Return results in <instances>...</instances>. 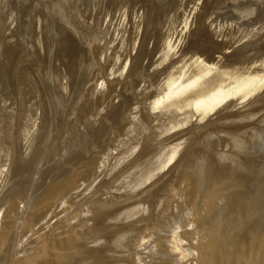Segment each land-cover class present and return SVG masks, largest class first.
Masks as SVG:
<instances>
[{"label":"bare ground","instance_id":"obj_1","mask_svg":"<svg viewBox=\"0 0 264 264\" xmlns=\"http://www.w3.org/2000/svg\"><path fill=\"white\" fill-rule=\"evenodd\" d=\"M83 2L87 7L85 0L84 1L83 0H21V2L20 0H0V12L8 11L11 8L15 9V11L13 10L12 12H10L11 10L8 11L10 13L8 15H10L9 17L13 18L14 22L19 23L18 33L16 35L18 39L16 41V44L13 45V43H11L12 38L8 37L7 34H4L5 31H6L5 33H7L10 30L8 28L3 29L5 28L6 25L4 24L6 23L0 21V57H1L0 66L2 65L1 62L5 58H9V60H11L13 64L12 66L11 63L6 62L8 65L10 64L12 67L5 65L3 68L4 70L2 71L0 70V74L1 72L3 73V75H1V77L3 78L1 79L2 82H4L3 79L6 81L8 79L7 81L8 84L6 85L7 86L13 85L12 87L11 86L10 87L12 88V90H14L13 92L14 94H12L10 93V91L12 92L11 88L10 87L6 88V90L10 89L9 91L10 94H8L5 89H4L5 92L3 91V89H0V93L3 91L8 95V97L6 96L7 98L5 96L0 95L1 102H2V97L6 99L9 98L11 99L15 95L14 96L15 98L13 97L14 100L12 99V102L15 103L14 104L12 103L13 104V105L11 104L12 106L10 105L11 108L9 109L5 108L8 105L7 101L0 103V131H1L0 132V168L3 165H7V166L10 165V168L8 169H11L9 173L7 172L8 170L6 167H2V170H4V172L0 170L2 171L0 172V174L1 173L4 174L7 172L10 176H12V178H9V176L7 175L8 176V177L6 176L7 179L5 177V180H3L2 187L4 188L0 187V189L1 188L3 189V190L1 189L2 191H0V264H259V263L261 264L262 263L261 261H263L262 264H264V161L262 164H258V161H261L264 158L263 157L264 152L261 153V150H258V148L256 149L254 148V146L248 144L244 139L245 133H243L244 131L246 132L249 131L248 127H246V125H248L247 120L249 119L250 120L252 119L251 123L249 122V124L252 125V123H254L253 125L255 126H252V128L255 131L258 128L261 129L263 127L262 125H264L263 123L261 124L260 121H257L261 117L259 119L255 118L257 115L255 114L256 113L255 111H254L255 112L254 118L253 117L251 118L252 115L247 113L249 111L250 113H252L253 109L254 108L256 109V107H253L255 104L250 105L252 111L247 106L249 111L246 110L245 113L247 114H245L244 111H242L243 109H240L237 103H232L231 107L227 111L221 112L217 115L215 119L209 120V124L212 126L207 124L208 121L205 122V124H203L204 122L200 120L196 124H191L187 130L178 133L176 135H173L171 137L165 138V141L163 139V142L162 139L161 140L158 139L161 141L160 145L159 143H155L157 141L159 134H161V136L160 135L159 136L160 138H162L165 134H169L172 130L178 129L184 126L185 124H188L192 119L193 114L185 113L182 115V119L179 120L175 118H165L164 119L165 123L158 124L156 123V120H154V118L148 111H146L145 109L144 110L141 109L140 111H143L142 113L138 112L139 114L137 113L136 116L134 115V117H132L133 119L130 117V119H132L131 121L134 120L132 122L133 126L129 128L131 130L128 129L131 132V134L129 133V131H126L127 129H125L126 123H124L125 126L120 124V123L123 124V122L121 121L122 119H120V122L118 121V123H116L118 125L115 124V126H113V129L114 130L123 129L120 130L122 131V133L125 129L124 133L128 132L130 134L129 135L127 133L128 140L127 138L126 139L122 138V140H124L125 143L127 144L130 143L131 140L129 139H131L132 137L134 138L136 137L135 135L137 133L136 132L137 128L138 129L141 128L142 133L143 132L147 133L148 129H150L152 126L153 128L150 129L149 133H152L153 136L150 137L152 134L146 135V133L145 134L143 133L145 137L146 136L148 137L150 135L149 136L150 138L146 137L147 139H145V141L148 139L151 140V141L148 140L150 142L146 141L148 143L146 144L148 146H146L144 145V140H142L144 135L141 136L142 133L140 134L139 141H143V142H138V145L143 143V146L141 145L139 146L142 148H144L145 146L146 147L145 149H143L142 152L138 151L137 152L138 155L137 154L134 155L135 158L137 156L136 159H134L133 157V159H131L133 161L128 160L130 161L129 162L130 167L132 166L131 168L128 166L129 169H127L128 163L126 165L125 162L127 160L122 161L125 162L124 164L127 168H123L125 166H123L122 163H121L122 166H120L119 164L121 161L118 162L117 160H116L118 162V164L116 163L117 165L114 162L113 163H114V168L115 167L118 168L120 166L119 167L120 169L119 170L117 169L118 171L115 170L116 168L113 169V166L112 168L109 167L112 170H114V172H116L113 174H116L115 177H117L118 180L120 179L118 178L120 175L117 176V173L121 171V168H123L122 172L123 170L125 171V169L128 170L125 172L134 176V182L126 183V180L124 182L123 179L122 184L120 185L122 177L119 180L120 182L117 180L119 183H116L115 177H114L115 179L109 176H108L109 179L106 178V176L109 175L108 174L109 171L108 168H106V166L107 164L108 166L111 164L113 165V163L108 162L106 166H102V165L105 162V160L106 162L110 160L109 157H106L107 155L108 156L111 155L110 157H112L111 153L115 150V148H113L114 150L112 149V151L110 148L113 146V143L117 144V140L120 139V141H118L120 143H118L117 146L119 144H122L120 137H123V135L122 134L121 136L119 135L121 133L119 132V130H118L119 134H116L117 133L116 130L115 131L113 130V132H115L114 140L116 139L115 140L116 142L112 141L111 139H109L111 140V142L108 141V138L106 137H109L110 133H112L111 127L114 123L108 122V117L106 118L107 122L105 121L106 119L105 120L101 119L103 120L102 122L105 121L104 123H107L108 127L109 124L111 126L109 128L111 132L109 131L106 132L107 130H105V133H103L104 130L102 129L104 128H101V122L100 123L96 122L97 118L92 117V115L93 113L96 115V113H98L97 111L99 110L101 114V112L104 111L103 108L105 107L103 104L105 102V99L108 98L107 96L111 98L112 95L116 93V89H120V88L114 86L115 82L112 81L111 84H108L110 88H108L109 87L108 86L107 89L109 90H105L107 93H104L105 91L103 90L100 91L98 90V92H96V90L93 91V89L95 88L94 86H96V84L94 83V79L98 75L96 77L94 76L99 73L98 70H101L100 67V69L94 71L95 68H97L98 63L100 62L99 61L100 59H98L99 56L97 57L98 61L96 59L99 50L97 49L98 47L95 46V43L97 40V36L99 38V36L103 34L105 30L103 32L100 31L101 34L97 36L95 35V37L93 36L96 33H100L99 32L100 27L99 29L96 28L97 30L96 29L94 30V31H98L96 33L95 32L93 33V30L90 31V29L92 28L94 29V27L92 28L89 27L87 25L88 23H86V18L83 17V15H85L86 17L87 12L86 14L83 13V15H81L82 9L84 8V10L85 9L87 10L88 8H85L84 6L80 11ZM143 2L146 5L148 4L147 6L153 7V3L155 1L153 2L152 0H143ZM157 2L158 1H156L155 3ZM87 3L88 5H90L89 2ZM104 3L105 5L104 4L103 5L105 7L107 6L108 3L109 8L110 6H112V4H113L112 7L114 8L115 4H117V0H108L105 1ZM8 5L10 7H8ZM6 7H8V10H6L7 9ZM92 10L90 9V11ZM102 11H104V9ZM55 13L63 14V18L61 20L60 19L55 20V16H56ZM92 14L94 13L92 12ZM105 14L107 16V13L104 12V15ZM158 17L159 16H155L153 18L149 17V19H143L144 20L143 24L145 26V32L144 33L142 32L143 33L142 36L144 35L143 39L144 38L146 39V37L151 36V34L154 35L152 31L154 30L156 31V29H159V32L161 31L160 29H162L161 28L162 26L158 24L161 23L159 22L160 20ZM51 20H52V25L50 24ZM200 20H204L203 17L202 19L200 17ZM204 21H202L203 23L198 24L200 29H201L200 25L203 26L204 28H206L204 25L206 26L208 25L206 23L207 21L206 22ZM36 23H39L41 25L40 26L41 29H39V33L35 45L33 46V48L30 49L24 46L23 44L28 43L31 40L28 34H32L36 31ZM98 25L99 24L97 23V26ZM156 25L160 27L156 28ZM87 27H89L90 29H88ZM143 28L140 30H144ZM138 29L139 28H137V30ZM200 29H198L199 32H201L200 34L198 33L199 35L196 34L198 30L196 31V33H194L195 36L198 35L196 38H194L195 37L194 34L192 35L194 37L190 36L189 38L190 40L191 37L194 38L193 39L194 41L192 40L193 43L190 40H188V42L190 41L189 43L193 44V45L190 44L191 47L193 46L192 48H194L195 45H200V46L207 45L208 47L210 43L209 42L210 39L211 41H213L212 38L214 37H212V35H209L210 34L209 31H211L209 27L207 28L208 32L207 31L204 32L202 30L200 31ZM4 35L7 37L6 40L10 38L9 39L11 40L9 41L10 44H7L6 40L4 41L5 39ZM10 35L12 36V34ZM52 35L55 37L57 42V45L55 46L53 52L57 54L54 55L55 56L58 55L60 57L62 56V58L64 59L62 60L61 58V61L63 62L64 60H66L67 62L68 59L70 61V62L68 61L70 65L67 64L68 77L65 76L67 75L65 73V75L62 76V78L65 79L67 77L72 79L71 81L70 79L68 81V79L66 78L67 84H65V82L64 84L65 86L67 85L68 88L72 86L70 87L71 89L70 88L69 89L72 93L73 96L72 98H74V100L72 99L73 100L72 101L71 97L70 100L72 102H75L74 107L78 105L74 110H73L74 107L71 109L73 111L70 110V106L72 105V102L70 103L71 105L68 104L69 94L66 95L68 98L66 96L64 97V93L66 94V92H69L68 91L69 89L66 90L65 89L66 87L64 88V85H62L63 80L61 81L62 79L61 76L59 75L57 69L56 68L54 69V67H58L57 65L60 64L61 61L56 65H53L54 67H52V70L48 72L45 70V64L48 61H50L52 58L51 56L48 55V53H46L45 56L44 55L45 52L42 54L43 58L41 57L42 56L41 47L43 46L45 47V45L48 44V39ZM87 35L89 36V39H86ZM42 36L45 37L42 39L41 38ZM162 36L164 35L162 34L159 37L162 38ZM209 36H211L210 39ZM261 37H259V41L261 40L260 39ZM262 38H264V36ZM195 39H198V41H196ZM146 40H144V43L142 44L139 42L140 45L137 43L138 47L142 45L140 50H138L139 48L137 47H136L137 50L136 49L133 50L132 49L133 47L131 46V51L133 50V52L134 51L139 52V54H136V56L137 55L138 56L135 57L136 63L133 64L134 66L132 67V72L134 71L136 75H134V73L132 74V72L130 73L134 75L135 78H137V76L141 74V71L139 70L140 71L139 72L138 69L141 68L140 66L142 64L139 65V63L142 62L143 59H146L144 58L146 57V55L147 58L151 56V54L150 55L146 54L151 52L150 49L145 48L146 42H148ZM162 41H160L161 44ZM195 41L198 42L199 44L197 43L195 44L194 43ZM133 43L131 45L135 46L136 43L135 44ZM211 43L209 45L210 48L214 46L216 47L217 43L215 44L213 42L214 46H212L213 44ZM260 43L262 44V41ZM263 43H264V39H263ZM156 44H158V40ZM219 44L217 46H219ZM157 47L160 49L159 45H157ZM186 48L189 47L186 46ZM196 48H198V46H196ZM210 48H208L209 52L207 51L208 49H205L206 53H209L208 56H210L211 54ZM146 50L147 51L150 50V51L147 52ZM6 55L7 57H5ZM134 55L135 54H133V56ZM133 56L131 57L132 61L134 60ZM93 58L98 62L96 63L94 60L96 66L93 64ZM237 58L239 59L240 57H236L237 62L235 61L237 63L236 65H239L241 61H239L238 64ZM57 60L60 59L58 58ZM110 60L108 62H110ZM233 62L234 61L232 62L230 61L229 63L231 64ZM130 64L132 65V63ZM232 65L236 66L234 64ZM143 66L144 64L142 65V71H143ZM7 67H10V69L8 68L9 71L7 70ZM60 67L63 66L60 65ZM1 68L2 67H0V69ZM4 71H7V73L6 72L4 73ZM93 72L96 73L94 74ZM137 73L139 74L137 75ZM150 73L149 75L152 74ZM4 74H6V76L8 77L7 79L4 78L5 76ZM9 78L12 83L9 82L10 81ZM69 82H71L70 86L68 85ZM4 83H1V85ZM136 83L137 82H135L134 79L133 80L131 79V81H129V88L131 87L130 88L131 90L130 89L129 90L132 91L131 92L132 96L127 95L130 94L129 90H128L129 92L127 91L125 92L122 90L123 93L125 94V95L123 94V97L122 94H120L121 90L119 91L118 93L120 95L119 97H122L123 100V101L121 100L122 101L121 103L124 105L118 103V105L116 104V107L115 104L114 106L113 104L110 106L111 107L113 106V109L114 108L116 109L118 107V110L121 105L125 110L127 106L128 108L129 105L131 107L132 102L136 99L135 98L136 94L133 91L134 90L133 86ZM4 85H2V87H4ZM125 87L126 85L124 86V88ZM46 88L50 90L51 93L53 94V96L51 94L50 96L53 97L54 101L50 100L51 101L50 102L49 99L51 97L47 99L48 97L46 98V96H44V95H48L49 93L48 90H45ZM46 91L48 93H46ZM93 92L95 94L94 99H93ZM99 92H103V94H101L98 97L97 94H100ZM38 94L40 96H42L43 94L42 98H40ZM37 96H39L38 98L42 100L40 101L41 104L44 100L43 98H46L45 100H48L47 102L51 103L50 106L52 105L53 102V105L51 106L52 109L53 107L55 108L54 114H50L51 112L49 114L45 113L48 109H51L49 105H47L48 106L47 110L46 109L43 110L42 113L45 114L42 115V118L44 117V119L42 123H40L41 126L33 122L36 121V119L30 120L35 116V113L31 114V108L33 109V107L35 108L37 106L35 104V100H39ZM66 98L68 100L67 104H66L67 102ZM64 99L66 100V102H64L65 101ZM45 100L44 102L46 104ZM262 100H264V98ZM259 101L257 104L258 105L261 104L262 105L261 108H262L264 103L262 104ZM129 102H131V104L128 105L127 103ZM1 104H3L2 106L5 107L2 108ZM102 105L103 108H101ZM64 106H66V108H63ZM110 106L109 105L106 106L108 109L107 108L105 109L110 110L109 108ZM38 107H42V105ZM4 108L6 110H4ZM42 108H46V105ZM243 108H245V105ZM36 109L38 108L36 107ZM36 109H33L32 112L34 111L37 112ZM107 110H105V112ZM49 111L50 110H48L47 112ZM115 111H117V109ZM124 111L120 110L119 112H124ZM241 111L244 114L243 113L242 115L240 114L241 117L238 120L236 114H238V112ZM40 112L41 111L39 110V112L37 113L41 114ZM119 112L114 113L113 110V114L112 111L110 113L107 112L106 113L108 114V116L109 115L111 116V117L109 116V118H113L114 114ZM106 113H102V114L107 115ZM59 114L61 116L60 118L63 117L66 119V123H68V127H69L68 129L69 131L72 132V133L70 132L71 135L69 134L68 136V135H64V132L62 133V131H64L62 129L66 130V128L63 126H62L63 128H61V132H58V130L56 129L57 121H61L59 120V118L58 120L56 119V117H58L57 115ZM100 114L98 119L101 118ZM105 115H102V118H104ZM39 116L41 118V115H38V120L40 119ZM122 117H124L123 114H120V118ZM128 117L129 116H127V120L125 119L126 118L125 117L123 121L128 122L129 120ZM92 118H96L93 119L95 120L94 122H96L95 124L97 123L100 124V126L97 124L98 128L100 129L97 132L103 131L101 133L103 135H100L101 137L98 136L99 133L97 137L96 136L92 137L90 135L92 131L90 132L89 129L95 126L93 125L94 124L93 121L92 124L90 123L92 127L88 125L89 122H91ZM231 118H236L233 120L234 124H231L234 126L230 125V123L232 122ZM226 119L227 121L229 119L231 120V122H228L229 126L226 123H222L224 122L222 120H226ZM111 120L113 121L115 120V118ZM235 120L238 121L244 120L242 122L243 124L239 123V125H243L247 129L243 130L244 128L243 126L240 127L242 129H239V125H237L238 121L236 122ZM30 121L31 123L29 127L28 125ZM210 121H212L213 124ZM234 121L237 124H235ZM245 121L247 124L244 123ZM37 122L39 123L40 120ZM255 122L257 123L259 122V123L257 124ZM215 123L216 124L218 123L219 125H216ZM31 124L35 125V126L33 125L35 129H36V124L37 126L39 125L38 129H40L39 131H41L40 132L41 135H43L44 133H45L44 135H46V132L48 133L50 130H53L51 131V134L50 133L47 134V140H50L52 138V134L53 136L55 135L54 129H56L57 130L56 133H59L58 135L57 134L56 135L58 136V138L60 137L59 138L60 144L61 141H66L68 140L69 137L70 139L71 138L75 139L77 135L76 132L79 130L80 132H78V136L81 137V135L87 134L88 132L84 133L87 130L85 131V128H83L84 127L83 125L87 124L86 129L90 127L88 129L90 133H88L87 136L90 135V138H92V140L85 136L87 138V141L82 142V140L83 139L85 140L86 138L81 137L83 139L78 140L79 138L77 136V140L81 141V143L78 146L79 144L78 142V144L75 146L77 141L75 143V140L73 142V140L71 139L70 144H72V142L75 143L73 144L75 147L72 146L73 148H75L73 150L67 148L66 143L63 144L64 142L62 143L63 145L61 144L62 146L57 142L58 148H56L55 145L54 146L55 149L52 150V148L54 147L50 148L48 146L49 141L46 140L47 142L46 146L51 149L49 150L51 152L46 151L47 153H45V150L49 149V148L47 149V147L45 146L46 149L43 148L44 149L43 153H45L44 154L45 157L47 155V157H52V159H54L55 158L54 156H60L63 157L61 158L62 160L64 158L66 159V161L63 162L60 158H58L61 160V162L59 161L56 163V165L54 164V167L50 168L49 166V169H51V170L48 169L49 173H51L50 175L46 171H42V172L38 171L39 167L42 168L44 166H48L49 164H52L53 166V163H48L47 161H44V166H43V161H42L40 162L42 165L39 166L40 163L38 161L39 165L38 164L36 165L35 156L38 153V151L37 153H35L36 151L34 152L32 151V149L36 150L37 148L43 145L39 143H43L42 138L44 136L41 138L42 142L38 141L39 142L38 143L37 140H35L37 139V136L33 132L36 130L31 128ZM220 124L222 127L220 126ZM79 125L80 128L78 127ZM224 125H227V127L226 126L224 127ZM256 125H258V128L256 127ZM81 126L83 129H81ZM121 126L123 127L121 128ZM137 126H139L140 128ZM217 126L218 127L220 126L219 129L221 128L222 129L221 130L217 129L218 131L216 132L214 129L213 131L212 128L213 127L218 128ZM108 127L105 128L107 129ZM29 128L34 133V135L32 134V132L30 133L31 137L32 135L36 136V138L34 137L31 138V142H29L30 141ZM77 128L79 130H77ZM94 128L95 127H93L92 130H94ZM133 128H135L134 130L135 132L133 131ZM253 129L250 128V131L252 130L251 132H254ZM95 130H97V128H95ZM151 130L155 132L153 133L151 132ZM39 131H36V133L38 134ZM82 131L83 134L80 135ZM220 131L225 135H222ZM95 132L94 134L96 135L97 133ZM132 132H134V134H132ZM210 132H212V134H210ZM40 133L38 134L39 136ZM60 133H62V136L63 135L65 136V137L63 136V138H66V140L64 139L62 140ZM215 133L216 134L221 133L222 136L221 135L219 136L217 134V138L219 136V138L222 137L221 139L226 141L224 146L223 141L220 139V141H222L220 142V145L221 146L223 145L222 147H226V144H228V142L229 144H231L232 148L229 146V150L230 152L233 151L232 153L230 152H229L230 154H227L228 152L226 153V149H228V147L224 149L221 148L220 146L221 150L223 149L222 151L225 150V152H222L220 149H219L220 151L217 150L219 148L218 147L219 140L217 141V139L216 141L218 143L217 142L215 143V141L213 142V145L215 144L216 146L209 145L212 143L211 140L213 141V139H215L213 138V135ZM188 134H190V136H193L192 138L190 137L191 138L189 139L190 141H188V139L186 140L185 138L188 136ZM111 136L109 138H111ZM116 136H118L119 138L118 137L115 138ZM125 136L126 134H124V137ZM94 137L96 138L94 139ZM209 137H212L213 139ZM104 138L107 139L105 141L107 144V145L105 144L106 148H104L105 145L102 142L103 140H105ZM204 138L205 139L208 138V139L203 140ZM28 139H29L28 141L29 144L26 145L27 142L26 140ZM153 139L156 141H154ZM38 140H40V137ZM52 140L50 141L52 142ZM125 140H127V142ZM181 140L184 141V143H180L182 142ZM202 140L207 143L209 140L210 141L208 145H204L205 143ZM54 141L55 140H53V142ZM107 141L112 144L110 147H107L110 144V143L108 144ZM36 142L39 145V147L37 146V148H35L37 145ZM101 143L104 145V147L103 145L102 146L100 145ZM197 143L199 144V146ZM202 143L205 147L208 146V149L212 147H213V151L216 149L217 150V151L215 150L216 153L214 154L215 151L212 152V149H210L211 151L210 150L208 151L207 148H206L207 151L201 150L200 147L202 148L203 146H200V144ZM54 144L55 143H53V145ZM67 144L69 147H71L69 141L67 142ZM115 144L113 147H116ZM156 144L158 145L156 146ZM59 145L61 146V149L63 148V151H65L64 149H66L67 152L68 151L67 149H69L70 153L67 152L68 154L66 153L63 154L62 156L55 155L58 154L57 153L58 149L59 152L61 151ZM27 146H29L31 150H29ZM98 147H100L98 150H100L101 147H103L105 150L109 148L110 149L109 152H111V153H107L108 150L104 151L102 150L103 148L99 151L100 155L101 154L105 155V153L107 154L105 156L106 159L101 156H100L101 158L99 157V161L100 159L101 160L105 159L104 162L101 161L102 165L99 166V168L103 167L107 169V170L104 169L105 171H107L106 176L104 177L101 175L102 177H104V180L102 177L99 178L100 174H103L102 172L99 173L103 168L98 169L97 167L98 164H101L97 160L98 150L96 148ZM119 147L120 148L123 147V144L121 146L119 145ZM130 148L131 150L134 151L133 147ZM252 148L253 150H256V152L258 151L257 155H259L260 153H261L260 155H262L258 157L257 162L256 161L254 162L250 158ZM248 150L250 151L249 153L250 155L247 154ZM95 151L97 155L95 154L92 155V153ZM101 151H103V153ZM40 152L41 150H39V153ZM32 153H34L35 156H33ZM43 153L41 155H43ZM252 154L254 155L255 153ZM66 155H69L70 158L69 156H67L68 158H66ZM257 155H255V157L254 156L252 157L257 158ZM32 156L33 158H31ZM40 156L38 157V159L40 158L39 160L41 161L44 156H41L42 158ZM93 156H96V158ZM51 161L49 160V162ZM45 163H47V165H45ZM36 166L38 168H36L35 170L34 168ZM4 168H6L7 170L6 172ZM129 170L131 172H129ZM105 171H103L104 175L106 173ZM111 172L113 171H110V174ZM125 172H123V174H125ZM46 173L48 175V180L46 179L47 175L46 176L44 175ZM113 174L111 176H114ZM37 176H39V180ZM94 176L97 178L96 180L101 179L100 180L101 182L99 181L100 184L99 183L98 184L100 186L101 183H103V185H101L103 186V188L101 186H100L101 189L97 188L98 184L96 182L97 185H95ZM2 177H0L1 178L0 181H2ZM92 177L94 180L92 179ZM105 178L108 181L107 180L105 181ZM93 181H94V186L92 187L93 188L95 187L98 190L93 191V193L91 192L92 194L89 193L90 194L89 195L87 188L88 185L90 184L89 182H91L93 185ZM109 182H114L115 184H119L120 186L116 185V187L118 186V190H120L119 187L121 188V186H124L122 187L123 189L121 188L122 192L119 191L121 194L117 192L118 190H116V187H114L115 184L113 186V184ZM108 184L110 185V190L108 188L109 187ZM129 184L130 185L132 184L133 187H130ZM127 185H129V187ZM90 186L91 184L89 185V187ZM111 186L114 188L113 190ZM129 188L133 191V193H130L131 190L128 192ZM91 189L92 188H90L89 190L92 191ZM111 190L113 192L115 190L116 195L114 193H111L112 192ZM124 191L126 193H123ZM260 222H262L261 223L262 226L259 225ZM255 226L257 227L259 226V227L257 228ZM145 250L149 251L151 257L150 255L148 256V254L147 256L146 254H144ZM139 251L145 255L144 257H146L147 260L146 258H143V256H141V258L143 259L139 257L141 254ZM138 252L140 253L139 256H138Z\"/></svg>","mask_w":264,"mask_h":264},{"label":"rangeland","instance_id":"obj_2","mask_svg":"<svg viewBox=\"0 0 264 264\" xmlns=\"http://www.w3.org/2000/svg\"><path fill=\"white\" fill-rule=\"evenodd\" d=\"M105 1H108V0H105ZM105 1L97 0V3L99 5L98 6L97 3H96V0H91V1L90 0H88V1L85 0V3L87 4V7H86V5L83 2V5L80 8V11H81V9L84 6H85V8H88L87 10L85 9L86 11L83 8L82 11H81L82 12L81 15H83V13L86 14V12H87L86 17H85V15H83V17L86 18V23H88L87 25L89 27H91V28L94 27V29L93 28L90 29L89 27H87L88 29H90V31L93 30V33L94 32L96 33L98 31H94V30L96 28L99 29V27H100L99 32L100 31L103 32L105 30V32L103 33L105 35L101 34V32L100 33H96V34L93 35L94 37H95V35L97 36L99 34L103 35V36L100 35L99 38L97 36V40H96V43H95V46L98 47L97 49L99 50V52L96 51V52H98V55L97 56L95 55L97 53H95L94 55L96 56V59L99 56L98 59H100L99 60L100 62L98 63L97 62L98 59L96 61L93 58V64L96 66V63H98L97 68H95L94 71L100 69V67H101V70H98L99 73L97 72L98 74H96L94 76V77H96L98 75L94 79V83L96 84V86H94L95 88L93 87L94 88L93 91L96 90V92H98V90L99 91L100 90H103V91L109 90V89H107V87L109 86L108 84H111L112 81L115 82L114 83V86H117L120 89H116V93L113 94L111 98L109 96H107L108 98H106V99H109V100H106L105 99V102L106 101L107 102L106 103L104 102L103 105H104L105 108H107L106 106H108V105L110 106L112 104L114 106V104H115V107H116V104L118 105V103H121L123 101L122 100V97H123V94H124L123 91L129 92L131 90L130 89L131 87L129 88V81H131V79L132 80L134 79V81L137 82L133 86L134 87V90L133 91L136 94V97H135L136 99L132 102L131 107L129 105V104H131V102L127 103L129 105V108H128L127 104H126V106L128 108V109L126 108V110L122 107V105H124L122 103H121L122 105L120 104L121 106L119 105L120 106L119 110H118V107L116 108L117 111H115L116 110L115 108L113 109V106L112 107L110 106L109 108L112 111V114H113V110H114V113L115 112H119L120 110L121 111H124L125 110L124 112L116 113L117 116H116V114H114V117L113 118H109L110 115L108 116L107 113H110L111 111L110 110H107L108 108L107 109L103 108V105H102L101 108H103L104 111L101 110L102 111L101 114L107 112L106 113L107 115L102 114V115H105L106 117L104 116V118H102V115L99 112L100 110L97 111L98 113H96V115L93 113L94 116L92 115V117H96L97 118V121L96 122H99V123L101 122V128H104V129H102V130H104V132L103 131L97 132L98 130H100L98 128V125L100 126V124L99 123H97L98 125L95 124L96 122H94L95 120H93V119H96V118H92L91 122H89V124L87 122V124L92 127V125H90V123L92 124V121H93L94 122L93 125H95L93 127L97 128V130H95V128H94V130L96 132L94 130H92L93 127L91 129H89L90 127L88 126L89 127L88 128L89 131L90 132L92 131L90 133L88 131V129H86L87 124L86 125L81 124V125L84 126L83 128H85V131L87 130L84 133H87L88 132V133H90V135L92 137L93 136H96L97 137V135L99 133L98 136L101 137L100 135H103L101 133L102 132L105 133V130H107L106 132H108V131L111 132L112 131V133H110V136L112 135L111 138H109L110 136L109 137H106V138H108V141H110V142H111V140L114 141V142H116L115 141L116 139L114 140L115 132H113V130H114L113 129V126H115V124L118 123V121L120 122V119H122L121 121L123 122V124L122 123H120V124L123 125V126L126 125L125 126L126 127L125 129H127L126 131L131 130L129 128H131V126H133V123L132 122L134 121V120L131 121L133 119L132 117H134V115L136 116L138 112L142 113L143 111H140L141 109L142 110L145 109L146 111H148L152 115V117L154 118V120H156V123H158V124L159 123H162V124L165 123V121H164L165 118H175V119H178L179 120V119H182V115L185 114V113L193 114V117H192V119L190 120V122L188 124H185L184 126L178 128V129L172 130L169 134H165L162 138H160L161 134H159L160 136L158 135V138H157V141L158 142L153 139L154 141H156L155 143H159V145L161 144V141H160L161 139H162V142H163V139L165 141V138L171 137L173 135H176L178 133H181V132L187 130L190 127L191 124H196L200 120H202L204 122L203 124H205V122L208 121L207 124L210 125L209 124V120L215 119L219 113L224 112V111H227L231 107V104L232 103H237L239 105L240 109H243L242 111H244V113H245L246 110L249 111L248 108L251 107L250 105H254L255 104L253 107H256L257 111L254 108L255 110L253 109V112H252L253 114L250 113V111L247 112V113L250 114V115H252L251 118L252 117L254 118L255 114H257L255 118L259 119L261 117L260 119H262V120L264 119V108H263L264 105L261 108L262 105L259 104L260 105L259 106L257 104L260 99L262 100L264 98V48H263L264 47L263 46V44H264L263 43V39L264 38H262L264 36L263 35L264 34V32H263L264 31V0H152L153 2L154 1L155 2L158 1L157 2L158 4L154 2L155 3V5H154V3H153V7H149V6H147L148 4L147 5L144 4L143 0H117V4L120 6L119 7L117 4H115L114 8L117 7L118 8V9L116 8L117 10L112 7L113 4H112V6H110V8L112 7L110 9L109 6H108L109 5L108 4L109 2L107 3V6L105 7L104 6L105 5V3H104ZM20 2H21V0H20ZM87 2H89V4L92 5V6L88 5ZM156 6H157L158 9L156 8ZM8 7H10V6L8 5ZM8 7H6L7 8L6 10H8ZM91 7H93V8H91ZM90 9L91 10L93 9V10L90 11ZM103 9H104V11H102ZM10 10H8V11H10V12H12L13 10L15 11V9H12V8ZM113 10H114V12H113ZM8 11L0 12V21H2L3 23H6V24H4L6 26L3 29H7L8 28L10 31L7 30L8 32L5 33L6 32L5 31L4 34H7L8 37L12 38V42L11 43H13V45H15L16 44V41L18 39V37L16 35L18 33V24L19 23L14 22L13 21V18L12 17H9L10 15H8V14H10V13ZM90 12H91V14H90ZM92 12L94 14H92ZM97 12H98L99 15L97 14ZM104 12L107 13V16L108 17L106 16V14L104 15ZM14 13H16V12H14ZM55 15H56L55 16V20H58V19L61 20L63 18V14L55 13ZM155 16H159L158 18H159L160 21L159 20L158 21L161 22V23H158V24L160 26H162L161 27L162 29H160V30L163 31V32H161V31L160 32L164 36H162V38L159 37L162 34L159 32V29H156V31L155 30L152 31V33L155 36L151 34L152 37L151 36L146 37L147 40L145 38L143 39V36L144 35L142 36V34L145 32V26L143 24L144 23V20L143 19H149V17L153 18ZM200 17H201V19L203 17V19L205 21L204 20H200ZM197 20H198V22H197ZM202 21H204V22L207 21L206 23L208 25L206 26V25H204L206 23H204L202 25H204L206 28H204L203 26L200 25V27H201V29H200L198 24L203 23ZM96 22L99 25H101V26H99V25L97 26V23ZM50 24L52 25V20L50 21ZM40 26L41 25L39 23H36V31L34 33H32V34H28V36L30 37L31 40L28 43H24L23 44L24 46H26V47H28L30 49L33 48V46L35 45V42H36L38 33H39V29H41ZM135 26H137V27H135ZM141 27L142 28L144 27L143 28L144 30H140V29H142ZM159 27H158V25H156V28H159ZM202 27H203V30H202ZM208 27H209V29L212 32L215 31L213 33L211 31H209L210 32L209 35H212V37H214V38H212L213 41H211V39H210L211 36H209V39H210L209 42L210 43L212 42L211 44H213V42L215 44L217 43V45L220 43L219 46L216 45V47H215L214 44H213L212 46H214V47L211 46L212 48H210L209 47L210 43H209L208 47H207V45H203V46L195 45L194 48H192L193 46L191 47V45H193V44H191L189 42L191 41L193 43V41H194L193 39L196 38L201 33V32H199L198 29H200V31L202 30V31L205 32V31H207V28ZM59 28H61V27H59ZM137 28H139L138 29L139 31L137 30ZM197 30H198V32L196 33ZM9 32H11V33H9ZM157 32H159V33H157ZM8 33H9V35L12 34V36L11 35L9 36ZM194 33H196V34L199 33V34L197 36H195ZM193 34H194L195 37L192 36ZM156 35H157V37H156ZM13 36H14V38H13ZM153 36H154V39H153ZM190 36H192L194 38L191 37V40H190L189 39ZM4 37H5V39H4V41H5L7 39V37L5 35H4ZM44 37L45 36H42L41 38L43 39ZM259 37H261L260 38L261 39L260 41H259ZM9 39L6 40V43L7 44H10L9 41H11V40H9ZM86 39H89V36L88 35H87ZM142 39H143V42H142ZM144 40L148 41V42L145 41L146 42L145 48L146 49H150L152 53L151 52L150 53H146V54H149V55L151 54V56H149L147 58V55H146V57H144V58H146L147 61H146V59H143L142 62L139 63V65L140 64H142V65L144 64L143 71H142V65H141L140 66L141 68L138 69V71L139 70L141 71V74L138 75L139 73H137L138 76H137V78H135L134 75H136V73L134 71L132 72V67L134 66L133 64L136 63V58L135 57L138 56V55L136 56V54H139V52L138 51L137 52H135V51L133 52V50L136 49V47L139 48L138 50H140V48H141L142 45L138 47L137 46V43L139 44V42H140L142 44V43H144ZM157 40H158V44H156L157 43ZM188 40H190V41L188 42ZM195 40L198 41V39H195ZM257 40L259 41V43H258ZM160 41H162V44L160 43ZM196 41L194 43L195 44L196 43L199 44ZM261 41H262V44L260 43ZM132 43L133 44L136 43V45L135 46L134 45H131ZM56 45H57L56 39L52 35L48 39V44L45 45V47L44 46L41 47L42 49L40 48L41 49V55L45 52L44 53L45 56H46V53H48V55L51 56V58H52L50 61H48L45 64V70L48 71V72L51 71L52 70V67H54L53 65H56L57 63H59L61 61V58H62V56L60 57L58 55H56V56L54 55V54H57V53H53L54 52V48H55ZM157 45L160 46V49L157 47ZM259 45H261L263 47H261ZM4 46H6V45H4ZM95 46H94V48H95ZM131 46L133 47L132 48L133 49L132 51H131ZM186 46H188L189 48H186ZM196 46H198V48H196ZM14 47H16V46H14ZM154 47H157L158 49L157 48H154ZM241 47H242V49H241ZM208 48H210V51H211L210 53L212 54V56H211V54H210V56H208L209 53H206L205 49H208ZM153 49H155V50H153ZM42 50H44V51H42ZM239 50H240V52H239ZM129 51H130V53H129ZM149 51H147V52H149ZM207 51L209 52V49ZM227 53H228V55H227ZM241 53H243V54H241ZM133 54H135V55L133 56ZM132 56L134 57L133 58L134 59L133 60L134 63H133L132 58H131ZM5 57H7V55ZM41 57L43 58V55ZM55 57H58L60 60H57L58 58H55ZM234 57H235V60H234ZM236 57H240L239 59L237 58L238 59V64H239V61H241L239 65H236L237 64L236 63L237 62ZM149 58H150V60H149ZM241 58L243 59V61H242ZM63 59L64 58H62V60ZM110 59H113V60H110ZM94 60H95L96 63L94 62ZM109 60H110V62H108ZM137 60H138V58H137ZM144 60H145V62H144ZM68 61H69V59L67 60V62H66V60H64V62L61 61L60 64L57 65L60 69L58 67H54V69L55 68L57 69V71H58L59 75L61 76V78H62V76L65 75V73L66 74L68 73V65H70V63H69L70 61L69 62ZM151 61H153V62H151ZM230 61L231 62L232 61H234V62L236 61V62L235 63L233 62V63L230 64L229 63ZM6 62L7 63L9 62V63L12 64V62H11V60H9V58L3 59V61L1 62L2 65L0 66V67H2L0 69L1 71L4 70L3 68H4L5 65L10 66V67L13 66V64L11 66L10 64L8 65ZM130 63H132V65ZM108 64L111 65V66H109ZM232 64H234L236 66H233ZM60 65L63 66V67H60ZM10 67H7V70L8 71H9ZM161 68L164 69V70L166 69L167 71L165 70V72H164V70H162ZM65 69L67 70V72H66ZM153 70H155V71H153ZM5 72L7 73V71H4V73ZM131 72H132V74L134 73V75L130 74ZM93 73L95 74L96 72H93ZM149 73L151 75H149ZM155 73H157V74H155ZM1 75H3L2 72L0 74V82L1 83H4L6 80L3 79L4 82H2V79L1 78H3V77H1ZM4 75H5L4 78L7 79L8 77L6 76V74H4ZM65 76L68 77V74L65 75ZM154 77H157V78H154ZM66 78L65 79L62 78L61 81L63 80L62 85H64V88L66 87L65 89L68 90L72 86H70L71 82L68 83V85L70 86L69 88L67 87V85L65 86V84H67L66 83ZM67 79L69 81L70 78H67ZM9 80H10V78H9ZM71 80L72 79H70V81ZM7 81H8V79H7ZM7 81L4 83L5 85L2 84V85H4V87H2V85L0 83V89H3L4 92H5L6 88H8V87L11 86V85L10 86H7L6 85V84H8ZM9 82H11V80ZM64 82H65V84H64ZM11 83H9V84H11ZM125 85H126V87L124 88ZM40 86H39V88H40ZM108 88H110V86ZM65 89H64V92H65ZM70 89L68 90L69 92H66V94L64 93V97L69 94V96H68L69 98L66 96L69 99V103H68L67 98H66L67 102L64 99L65 100L64 102H66V104L67 103L70 104L74 100V98H72L73 96H72V93H71ZM11 90H12V88H11ZM45 90H48V89L46 88ZM120 90L121 91L123 90L122 93H121ZM6 91H7L8 94H10V93L14 94L13 93L14 90H12V92L10 91V89L9 90H6ZM9 91H10V93H9ZM48 91H49V93L47 91H46V93H48L49 96L48 95H44V96H46V98L48 97L47 99H49V97H51L49 99V101L50 100L51 101H54L53 100V97H52L53 94L51 93L50 90H48ZM119 91H120V94H122V97H119L120 96L118 94ZM2 92L0 93V95L5 96V97L6 96L8 97L7 93H4V92L2 93ZM131 92L132 91H130V94H127V95L132 96V93ZM99 93L100 94H97L98 97L101 94H103V92H99ZM104 93H107V92L105 91ZM50 94L52 96H50ZM39 96H37V98ZM42 96H43V94H42ZM42 96H40V98H42ZM261 96H263V97H261ZM9 97H10V95H9ZM13 97L11 99L9 98L10 101H9V99H6V98L2 97V102H5V101L8 102V103L6 102L8 104V105L6 104L7 107L2 106L3 104H1L2 108L3 107H5L7 109L11 108L10 105L12 103L13 104L15 103V102H12V99L14 100V98H15V97L14 98ZM70 97H71V100L73 99L72 101L70 100ZM94 97H95V94L93 92V99H94ZM46 98H43V99L45 100ZM44 100H43L42 104L40 102L42 100H40V99L39 100H35V104L37 106L36 105H34V106H36L38 109H36V107L35 108L33 107V109H36L37 112H39V110H40L41 111L40 112L41 114L37 113L36 111L32 112L33 109L31 108V114L35 113V116L37 118L34 115H32L34 117L31 118L30 120H35L36 119V121H33V122L34 123H37L39 125H40V123H42V121L44 119V117L42 118V115H44L45 113L49 114L50 112H51L50 114H54V112H55V110H54L55 108L53 107V109H52V107H51L53 105V102H52V105L50 106V104H51L50 102L51 101L50 102H47L48 100H45L46 101V104H45ZM261 100L259 102H261L263 104L264 103L263 102L264 100H262V101ZM36 101H38V102H36ZM2 102H1V99H0V103H2ZM74 103L75 102H72V105L73 106L71 104H70L71 106L69 105L70 106V110L74 107ZM251 103H253V104H251ZM40 104L42 105V107H44L46 105V108L38 107V106H41ZM47 105H49V107H51V109H52V110L51 109H48V110H50L49 112H47L48 111L47 110V108H48ZM244 105H245V108H243ZM69 106H67V107H69ZM77 106L78 105H76V107ZM247 106H248V108H247ZM257 106H258V108H257ZM76 107H74L73 110ZM5 108H4V110H6ZM63 108H66V106H64ZM45 109L47 111L46 112L44 111L45 113L43 114L42 112ZM73 110H71V111H73ZM97 110H98V108H97ZM105 110H107V111L105 112ZM236 110H237V108H236ZM250 110H251V108H250ZM242 111L241 112H238V114H236L237 112L235 113L236 116L238 117L237 118L238 120L240 119V117H241V115L243 113ZM95 112H96V109H95ZM247 113H245V114H247ZM36 114L41 115V118L39 116V118H40L39 119L40 120L39 123L37 122L39 120H38V115H36ZM99 114H100V117L101 118L98 119ZM120 114H123L124 117L120 118ZM238 115H240V116H238ZM57 116L58 117H56V119L58 120V118H59V120H61V121H57L56 129L58 130V132H61V128L65 127L66 130L65 129H62V130H64V131H62V133L64 132V135H68L69 136V134H70L71 131H69V129H68L69 127H68V123H66V119L63 118V117L60 118L61 117L60 114L57 115ZM127 116H129L128 117V119H129L128 122L127 121H123V119L125 117H126L125 119L127 120ZM107 117H108V122L114 123L113 125L111 124L112 127L110 126V124H109V127H108L107 126V123H104L105 121L107 122V119H106ZM130 117L132 119H130ZM66 118H67V116H66ZM114 118H115V120L112 121L111 119H114ZM90 119H91V117H90ZM101 119H104V120L106 119V120L104 122H102L103 120H101ZM234 119H236V118H231L232 122H231L230 119L228 121H227V119L226 120H222V121H224L222 123H226L228 125L229 124L228 122H231L230 123V125H231V124H234L233 123V120ZM260 119L257 120V121H260L261 124L262 123L264 124V120L262 121ZM63 120H65V121H63ZM238 120H235V121L237 122ZM225 121H227V122H225ZM243 121L244 120H240V121L237 122L238 124L236 122H235V124L239 125V123H242ZM247 121H248V125L249 126L246 125V127H248V130L249 131L247 130L248 132H246V131L243 132V133H245L244 134L245 135V138H244L245 141L248 144L254 146V148H256V149L258 148V150H261V153L264 152V131H263L264 125H262L263 127L261 129L258 128V125H256V127L258 128L257 130H259V131H257V130L255 131L252 128V126H255V125H253L254 123H252V125L249 124V122L251 123L252 119L251 120L249 119ZM210 122L213 124L212 121H210ZM30 123H31V121L29 122V125H28L29 127H30ZM124 123H126V124L124 125ZM244 123L247 124L246 121ZM255 123H257V122H255ZM37 124H36V129H35V127H33L34 124L33 125L31 124V128L35 129L36 131H39L40 130V129H38L39 128V125L37 126ZM63 124H65V125H63ZM105 124H106V126H105ZM96 125H97V127H96ZM103 125H104V127H103ZM116 125H118V124H116ZM127 125H129V126H127ZM216 125H219V124L217 123ZM227 125H224V127L225 126L227 127ZM123 126H121V128ZM210 126H212V125H210ZM220 126H221V124H220ZM220 126L219 127L217 126L218 128L213 127L212 128L213 131H214V129H215V132L218 131V130H221L222 128L219 129ZM231 126H234V125H231ZM242 126L243 125H239V129H242V128H240ZM78 127L80 128V125ZM105 127H108V128L106 129ZM110 127L112 129L111 131L109 129ZM137 127H139V126H137ZM243 127H244L243 130L244 129H247V128H245V126H243ZM249 127L251 129H253L254 132H251L252 130L250 131V128ZM256 127H254V128H256ZM83 128L81 126V129H83ZM116 128H118V127H116ZM152 128L153 127L151 126L150 129H152ZM52 129H54V128H52ZM56 129H54L55 135L53 136V134H52V138L50 139V140H52V139L55 140L54 142L52 140V142L55 143L54 145H53V143L50 140H47V134H49V133L51 134V131H53V130H50L48 133L45 130L46 135H44L45 133L43 135H41V133H40L41 131H39L40 136L38 135L39 133L37 134L36 131H33L35 133V135L37 136V139H35V140H37V142L38 141L39 142H42L41 141V138L43 136L46 138V139L44 137L42 138L43 139V143H39L38 142L39 144H43L40 147H39L38 143L36 142L37 145H36L35 148H37V146H38L39 148H37V149L41 150L40 153H39V150L32 149V151H34V152L36 151L35 153H37V151H38V153L36 154V156H35L34 153H32V155L35 156L36 165L38 164V161H39V163L43 161V166H44V161H47L48 163H53V166H52V164H49L48 166H44L42 168L39 167V170L38 169L37 170L38 171H41V172L42 171H46L50 175H51V173H49V170H51V169H49V166H50V168L51 167H54V164L56 165L57 162H59V161L61 162V160H62L61 158H63V157H60V156H54L55 158L52 159V157H47V155L45 157V155H44L47 152H51V151H49V150H51L50 148L54 147L55 145H56L55 147L58 148L57 147L58 146L57 145V142H58V144H60L59 143V138L60 137L58 138V136H57L59 133H56L57 132ZM125 129H124V131H125ZM150 129H148V132L147 133L146 132H143V133L144 134L146 133V135L152 134V133H149ZM77 130H79V129L77 128ZM115 130L117 132L116 134H119L118 133V130L119 129H115ZM120 130H123V129H120ZM120 130H119V132H121V133L119 135L121 136V134H122L123 137H120L119 135L118 136L121 138V142L123 144V147H121V148L119 147V145L121 146L122 144H119L117 146V144L120 143V142H118V141H120V139L117 140V144H115V143L112 142L113 143V146L115 144V146L117 147V149H116V147H113V146L110 148L111 151H112L113 148H115V150L113 149L114 151L112 153L109 152L110 151L109 148L107 149L108 150L107 153H111L112 154V157H110L111 156L110 154H109L110 156H108L106 153H105V155L104 154L103 155L102 154L101 155L99 154V151L106 144L105 141L107 139H105V138H104L105 140L102 141L104 143V145L102 143L100 144L101 146L103 145V147H101L100 150H98L100 147L96 148L98 150L97 151L98 155L96 154V151L92 153V155L95 154V155L98 156V158H97L98 161H99V157L100 156L105 158V156L107 155L106 157H109L110 158V160L107 161V162L105 160L106 158L105 159L102 158L103 160L100 159V161H99L100 163H101V161L104 162V160H105V162L103 163V165H102V163L101 164H98L97 165L98 169L103 168V167H100L99 168V166H101V165L102 166H106V164L108 162H112V163L114 162L115 164L116 163L118 164L119 161H121L120 164H119L120 166H122V164H123V166H125L124 163L126 162V165L128 163L127 167L128 166L130 167V164H129L130 161H128V160L133 159V157H134V159H136L137 156L135 158L134 155L135 154L138 155V153H137L138 151L142 152L143 149H145V147L148 146V145H146V144H148L146 141H148L150 139H148L146 141H145V139H147L150 135L148 137L146 136L147 137L146 138L145 135L142 133V129L141 128L140 129L137 128V130H136L137 133L135 135L136 137L135 138L134 137H132V138L130 137L131 139H129V140H131V141L128 144L125 143L124 140H122V138L123 139L124 138L125 139L127 138V140H128V137H127V133L128 132H125L124 133V131H123V133L126 134V136L124 137V134ZM134 130H135V128H133V131ZM83 131L80 133V135L83 134ZM93 131L95 133H97V134L95 135ZM237 131H238V128H237ZM31 132L32 131L30 129L29 130V134ZM33 132H32V134L34 135ZM65 132L66 133L69 132V133L66 134ZM78 132H80V130L76 132L77 135H76L75 139L71 138L73 140V142H74V140H75V143L77 141L76 144L73 143V142H72V144H70L71 143L70 137L68 138V136H67L68 140H66V138H63L64 135L62 136V133H60V135L62 137V140L64 139L67 142L69 141V144L71 145V147L68 146V144H67L66 141H61V144L63 142H64L63 144L66 143L67 148L73 150V149H75L73 147H75L78 144V142H79L78 146L80 145L81 141H78V140H82L85 136L92 140V138H90V135L87 136L88 133L85 134V135L83 134L84 136L81 135V137H83V138H81L80 136H78ZM134 132H132V134H134ZM151 132L154 133L155 131L151 130ZM129 133L131 134L130 131H129ZM221 133L220 134L217 133V134L220 136ZM140 134H141V136L144 135L143 138L141 137L142 140H144V145H146L144 148H142V147L139 146V145L143 146V143H141V144L138 145V142H143V141H139L140 140V138H139L140 137ZM210 134H212V132H210ZM217 134L215 133L213 135V138H215V139H213L212 137H209V138L213 139V141L211 140L212 143L210 142L211 144H209V145L214 146L215 144L213 145V142L215 141V143H216L219 140L218 141L219 143L217 142L218 143V147H219L217 150H219V149L221 150V148L226 149V147H228V149H226V153L227 152H228L227 154L232 153L233 152L232 150H234V149L231 150L232 152H230V150H229V146L231 147V144H229V142L227 141L228 144H226V147H222L223 145L225 146L226 141L225 140H222L221 139L222 137L219 138V136H218V138H217ZM33 135H32V137L36 138V136H33ZM191 135H193V134H191ZM222 135H225V134L222 133ZM77 136L79 138L78 140H77ZM118 136H116L115 138H117ZM152 136H153V134L150 137H152ZM188 136L185 137V138H186V140L188 139V141H190L189 139H191L193 136H190V134H188ZM32 137H31V134H30L29 135L30 141H29V139L26 140V141L27 142L28 141L31 142V138ZM39 137H40V140H38ZM53 137H55V138H53ZM96 137H94V139ZM109 139H111V140H109ZM158 139H160V140H158ZM206 139H208V138H206ZM206 139L204 138L203 140H206ZM216 139H217V141H216ZM220 139L224 143V144L221 143V144H223L222 146L220 145V142H222V141H220ZM46 140L49 141L48 146L50 148L46 146L47 145ZM83 140H82V142H85V141H87V138L84 141ZM127 140H125V141L127 142ZM150 141H148V142H150ZM209 141H208V143H209ZM27 142H26V145L29 144V142L28 143ZM110 142H108V144ZM203 142L205 143L204 145H208L207 142H205V141H203ZM180 143H184V141H182ZM193 143H195V142H193ZM73 144H75V146ZM60 145H59V148L61 150L60 151L61 153L58 151L59 150L58 149L57 150V153L58 154H55V155H61L62 156L63 154H66L67 152L70 153V150L69 149H67L68 150L67 152H66V149H64L65 151H63V148L61 149V146L62 145L61 146ZM106 145H105L104 148H106ZM111 145L112 144L110 143L107 147H110ZM157 145L158 144H156V146ZM204 145H203V143L200 144V146H203L202 148L200 147V149L203 150V151L204 150L207 151L206 148L208 149V146L205 147ZM45 146L47 147V149L48 148L49 149L48 150H45V153H43L44 149H46ZM198 146H199V144H198ZM212 146H209V147H212ZM220 146H221V148H220ZM27 147H28L29 150H31L29 146H27ZM55 147L52 148V150H54ZM130 147H133L134 148V151L131 150ZM104 148L102 150L107 151ZM210 149H212V152H214L216 150L215 149L213 151V147H212V148H209L208 151ZM62 151H63V153H62ZM131 151H132V153H131ZM216 151L214 152V154L216 153ZM101 152L103 153V151H101ZM222 152H225V150L222 151ZM247 152H248L247 154L250 153L249 150ZM257 152H256V150H253V148H252V152H251V157L250 158L254 162L255 161L257 162L258 161V157L259 156H262V155H260L261 153L259 155H257L258 154ZM42 153H43V155H41ZM252 153H255V154L253 155ZM39 154L41 156H44L47 159H45L44 157L42 158ZM242 154H244V153H242ZM242 154H241V156H242ZM69 155H66V158H68L67 156H69ZM255 155H257V158H253L252 157V156L255 157ZM33 156L31 158H33ZM39 156L42 158L41 161L39 160L40 158L38 159ZM245 156H246V154H245ZM56 157H57V159H56ZM93 157L96 158V156H93ZM58 158H60L61 160L58 159ZM69 158H70V156H69ZM109 158H107V159H109ZM242 158H243V156H242ZM43 159H45V160H43ZM55 159H56V161H55ZM64 159L62 160L63 162L66 161V159L65 160ZM263 159L261 161H258V164H262L263 161H264ZM49 160L50 161L53 160V161L49 162ZM123 160H127L128 162L127 161L122 162ZM131 161H133V160H131ZM114 163H113V165L111 164L109 166L107 164L106 168H108V171H109L108 172L109 175H107V176H106L107 171H105V170H107L106 168H103L101 171L99 170L100 171V172L98 171L99 173H101V172L103 173V174H100L99 178L102 177V176H104V177L106 176V178H108V179H109V177H113L114 178L116 174H113V173H116V172H114V170L111 169L112 166H113V169L116 168V167L114 168ZM8 165H9V163H8ZM41 165L42 164L40 163L39 166H41ZM45 165H47V163H45ZM2 167H6L8 171L6 170V168H4L5 169V172L7 171V172L10 173V170L11 169H8V168H10V165L9 166L3 165ZM2 167L0 168V170H2ZM109 167H111V168H109ZM119 167L116 168L115 170L118 171L120 169ZM127 167L125 166L123 168H127ZM129 167L127 169H129ZM36 168H38V167L36 166L34 169L36 170ZM123 168H121V171H119V173H117V176L120 175L118 178L121 179V177H122L121 182L119 181L120 179L118 180L117 177H115L116 179L115 178L114 179H115L116 183H119L120 182V185H121L123 179H124L123 180L124 182L126 180V183L127 182L128 183L129 182L130 183L134 182V176L133 175H130L129 173H126L125 171H128L126 169H125V171L123 170V172H125V174H123V172H122V169ZM2 171L4 172V170H2ZM2 171H0V172H2ZM103 171L106 172L105 175H104V172ZM110 171H113V172H111V174H110ZM7 172L4 173L5 176H4L3 173L0 174V177H2V174H3V177H4V178L2 177V181H0L1 182L0 187L3 186V180H5V177L7 175L9 176V178H12V176H10ZM129 172H131V171L129 170ZM165 172H166V170H165ZM165 172H163V173H165ZM47 173L44 174V175L46 176ZM112 174L114 176H111ZM122 175H124V176H122ZM129 175L132 176V177H130ZM7 177H6V179H7ZM46 177L45 178L48 180V175ZM96 177H95V185H97L99 183V181L101 180V179L100 180H96L98 178V177L97 178ZM104 177H102L103 180H104ZM37 178L39 180V176H37ZM49 178H50V176H49ZM106 178H105V181L107 180ZM92 179H93V177H92ZM0 180H1V178H0ZM91 182H89L91 184L90 187H89L90 184L89 185L87 184L88 185V188H87L88 189V194L91 193V192L93 193V191H97L98 189H101V187L103 188V186H101V185H103V183H101V185H100L101 187L99 186V184H100L99 183L98 184L99 187L97 186L98 189L94 187L96 189L95 190L92 187V186H94V181H93V185H92ZM96 182H97V184H96ZM114 182H109V183L113 184V186H114V184H115ZM4 184H5V181H4ZM116 185L120 186L119 184H115L114 187H116ZM129 185H127V186L129 187ZM118 186L116 187V190H118ZM122 187H124V186H121V188ZM130 187H133V185L131 184ZM2 188H4V187H2ZM90 188H92L91 189L92 191L89 190ZM108 188L110 190V185H109ZM121 188L119 187L120 190H118L117 192H119V191L122 192ZM1 189H0V191L3 190V189L2 190ZM113 189L114 188L112 187V190ZM124 189H126V188H124ZM130 190L131 189L129 188L128 192ZM125 191L123 193H126L127 192V191L126 192ZM131 191H130V193H133V191L132 192ZM111 193H114L116 195L115 190H114V192L112 191ZM119 194H121V193L119 192ZM261 223L262 222H260L259 225L262 226ZM255 227H257V226H255ZM146 251H148V250H145V253L143 251V253L146 254V256L148 254V256L150 255V257H151V254L149 253V251L148 252H146ZM139 252H138V256L142 252V250H141L140 253ZM141 254L139 256L140 258H141V256H143V258H146V257H144L145 256L144 254H142V255ZM143 258H141V259H143ZM146 260H147V258H146ZM261 262L263 263V261H261Z\"/></svg>","mask_w":264,"mask_h":264}]
</instances>
